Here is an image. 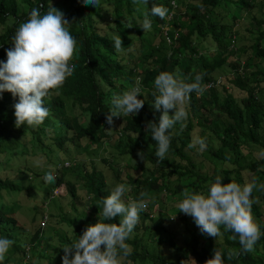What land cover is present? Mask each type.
<instances>
[{"label":"clouds","instance_id":"obj_1","mask_svg":"<svg viewBox=\"0 0 264 264\" xmlns=\"http://www.w3.org/2000/svg\"><path fill=\"white\" fill-rule=\"evenodd\" d=\"M133 2L144 6L141 37L113 35V44L106 47L104 54L103 73L93 75L86 83L85 77L94 72L95 61L84 56L82 71L74 64L76 40L70 30L71 23L62 11L49 5L42 14L43 4L33 7L12 36L14 48L7 50V61L0 62V93L15 104L16 126L27 124L29 127L25 129L24 140L19 141L23 143L22 147L15 146L14 154L0 146V201L6 207L0 217V264H146L138 257L136 260L129 258L133 249L130 238L135 234L133 230L140 213L155 218L160 226L167 225L170 219H176L178 223L181 219L175 215L170 218L169 206L172 205L184 213L183 218L194 229L199 227L201 232L196 233L201 242H211V247L205 243L202 260L189 256L181 264H229L230 260L240 256L241 251L253 253L254 248H259L256 243L262 232L251 213L252 204L256 201L252 193L254 189L264 191V183L258 184L255 178L243 185L223 183L220 172L222 159L210 157L205 152L206 142H211L223 148V156L247 162L242 153L246 149L244 141L235 139L232 150L206 126L215 123L216 129H221L227 124L229 120L216 110L222 101L231 103L230 94L240 99L241 92L229 83L232 75L221 70L212 72L214 81H205L203 74L198 72L191 76L192 82H186L178 73L174 75L165 69L153 77L151 92L144 91L141 82L152 62L148 55L155 48L151 44L158 41L157 36L170 43L164 25L161 34L151 28L150 16L168 19L169 10L153 5L149 11L148 0ZM82 3L107 9L100 0H82ZM137 11L141 8L137 7ZM234 29H237L236 25ZM131 33L136 34L135 31L127 32L130 36ZM206 40L210 41L211 53L202 51L211 57L214 45L209 37ZM227 41H230V48L242 45L239 32ZM240 58L236 72L241 73L245 63L243 51ZM108 70L116 77L124 75L131 79L133 85L124 88L111 79L108 81ZM81 80L83 84L91 85L103 82L102 89L94 93L100 103L98 112L105 111L106 115L101 121L103 133L97 136V140L80 136L79 125L67 114L70 102L64 101L65 115L58 113L56 89L73 88ZM210 87L216 89V98L206 107L199 104L198 99ZM146 102L150 104L143 106ZM199 106L208 110L192 119L190 133H183L182 128L189 123V116L196 115L192 110ZM134 116L141 117L143 134L132 129L129 120ZM121 132L124 137L118 149L113 141ZM27 136L30 138L28 143ZM129 137L138 144L144 142L142 146L150 152L153 161H144L142 152L137 155L131 153L134 143ZM109 148L111 152L106 154ZM174 156L189 168L191 161L202 163L204 167L207 161H217L216 169L214 165L209 167V172H214L216 177L206 193L187 187L176 192L182 197L179 201L171 198L172 191L163 187L168 191L163 189L159 193L160 201L164 202L160 210L157 205H152L150 196L157 191L162 180L143 175V172L149 173L148 168L152 173L162 170L175 172ZM25 158L33 165L23 162L20 166V160ZM119 158H122V164H119ZM12 167H15V172ZM204 167L203 171H206ZM105 168L112 172L108 178L103 174ZM246 175L247 170L241 172L242 179ZM175 177L173 174L172 178ZM140 178L145 184L138 183ZM172 184H177V181ZM164 185H167L166 179ZM128 192L129 196L126 195ZM97 195L100 199L96 198ZM62 200L70 203L76 213H69ZM31 208L36 210L34 216L30 214ZM43 215L44 221L39 220ZM62 216L74 223L67 227L68 222L61 220ZM117 216L119 223L106 222ZM88 218L98 222L89 225L91 221ZM33 225L34 229H29ZM75 225H81V228L70 240ZM221 227L234 233L231 239L235 241L238 237L239 244L224 250ZM175 230H168V238L188 233ZM222 252L228 260L224 261Z\"/></svg>","mask_w":264,"mask_h":264},{"label":"trees","instance_id":"obj_2","mask_svg":"<svg viewBox=\"0 0 264 264\" xmlns=\"http://www.w3.org/2000/svg\"><path fill=\"white\" fill-rule=\"evenodd\" d=\"M100 2L107 9L84 5L82 0H0V62L7 61V50L14 48L12 36L19 24L27 19V13L31 8L43 4L41 9L43 14L51 5L62 11L71 23L70 30L76 40L73 62L77 68L82 71L84 56L95 61L94 72L85 77L84 83L90 81L95 74L101 75L105 69L103 62L106 47L113 44V35L118 34L121 38L141 37L140 24L143 20L144 6L137 5L133 0H100ZM153 5L163 6L169 10L168 19L161 20L158 16H150V20L151 28L155 33L161 34L162 25L166 24L165 33L170 43L167 44L165 38L157 36L158 41L151 44L155 48L148 55L152 58V62L143 76L142 89L147 90L148 93L151 92L153 77L161 69L174 75L178 73L186 82H192L191 76L198 72L203 74L205 81H214L211 74L215 70L231 74L232 78L228 81L241 92L242 97L237 99L230 94L231 103L228 101L220 103L216 111L229 120L221 129H216L215 123H208L206 126L210 129V133L216 135L223 145L229 146L232 150H234L235 139L244 141L246 152L243 149L242 153L247 162L243 163L237 158L223 156V148L211 142H206L205 152L210 157L222 159L220 172L223 183L236 182L243 185L245 182H251L253 178L258 184L264 183V0H148L147 10L150 11ZM137 7H140L141 11H137ZM241 18L249 20L247 25L239 26L247 32L246 35L241 36V42L244 44L241 45L242 48L238 46L230 48V41H227V38L238 35L239 31L234 29V26ZM129 24L132 26L128 27ZM129 31H135L136 34L131 33L130 36L127 34ZM208 37L214 45L211 57L198 48L200 41H205ZM241 51H243L245 63L240 73L236 72V67H240ZM210 58L215 61L209 60ZM108 74L110 77L108 81L111 79L124 88L133 85L132 80L124 75L116 77L110 70ZM102 87L103 82L91 85L83 84L81 80L77 81L73 88L56 89V99L59 103L58 113L65 115L64 101L70 102V108H67L68 117L73 118L79 125L80 136L92 140H97V136L103 133L101 121L106 118L105 111L98 112L100 103L96 101L94 95ZM215 92L214 87L208 88L202 95H199L198 103L209 107L216 98ZM149 104L146 102L143 106ZM14 105L6 95L0 93V146L5 151L12 150L13 154L15 146L22 147L23 143L19 141L24 140L25 129L29 127L27 124L16 126ZM207 110L204 106L192 110V113L196 115L189 116V123L182 128V132L190 133L192 119ZM79 116L81 120H78ZM129 122L132 129L143 134L140 116H134ZM123 137L124 134L121 132L118 139L115 138L113 141L118 149ZM129 138L134 143L130 149L131 153L137 155L138 152H142L144 161L147 163L153 161L150 152L142 146L144 142L138 144L133 137ZM26 140L28 143L30 138L27 136ZM184 141L186 142V135ZM253 148L261 150L263 155L253 156ZM174 157L177 168L175 172L162 170L152 173L149 168L147 169L149 173L143 172V175L148 174L162 180L157 191H153L154 194L150 196V200H153L152 205H157L160 210L164 207V202L159 199V193L164 189L163 187L172 191L171 198L179 201L182 197L176 195V192L187 187L196 192L206 193L208 186L214 182L216 177L214 172H209V167L214 165L216 169L219 164L217 161H207L205 167L202 163L197 164L191 161L189 168ZM203 167L206 171H203ZM244 170L248 171V175L242 179L241 172ZM173 174L176 175L175 178H172ZM165 179L167 180L166 186L164 185ZM175 180L177 184L173 185L172 182ZM138 183L145 184L141 178ZM167 189L164 191L167 192ZM126 195L129 196V192ZM96 198L100 199L99 195ZM252 198L254 201L257 199V202L252 204L251 213L262 232L261 238L256 243V245L259 244V248H254L253 253L241 251L240 256L230 260L229 264H264V217L262 214L264 191L254 189ZM172 207L176 206H169L171 208L170 218L175 215L177 219H181L178 223L176 219L173 221L170 219L167 225L160 226L155 218H150L147 213H140L139 222L133 230L135 234L130 238L131 242L126 240L133 246L129 258L133 257L136 260L138 257L146 264H181L183 259L189 256H194L197 260L204 258L202 250L206 244L211 247V242L208 240H205L206 244L201 242L196 233L201 232L199 227L194 229L183 218L184 213ZM5 209L3 202L0 201V217ZM63 219L68 222L67 227L74 223L65 216H62L61 220ZM90 221L89 225L98 222L94 218ZM106 222L119 223V216ZM80 228L81 225H75V229L71 231L72 236L69 235L70 240L75 238L78 233L75 231H79ZM171 228H175L177 232L188 233H178L167 238L169 252H162L161 248L156 249L154 247L156 243L164 242V238L160 236L161 232H168ZM221 232L224 237V250L234 248L236 244H239L238 237L235 241L231 239L234 233L224 231L223 227H221ZM222 253H224V261L228 260L225 252ZM170 257H175V259L171 260Z\"/></svg>","mask_w":264,"mask_h":264},{"label":"rangeland","instance_id":"obj_3","mask_svg":"<svg viewBox=\"0 0 264 264\" xmlns=\"http://www.w3.org/2000/svg\"><path fill=\"white\" fill-rule=\"evenodd\" d=\"M254 11H256V9H254ZM243 18H244V17H243ZM243 18H241L240 21H239V22L237 23V25H236V28H237L238 31H239V35H241V36H242V35H246L247 32H245L244 29H243V28H240L239 26H240L241 24L247 25L248 22H249L248 18H245V19H243ZM163 29H166V26H165V25L163 26ZM209 43H210V41H208V40H206V41H200V44H199L198 47H199L200 49H202V50L207 51L208 53H211V49L209 48ZM242 44H244V43H242ZM244 151L246 152V149H244ZM110 152H111V148L108 149V151L106 152V154H109ZM262 153H263V152H262L261 150H258L257 148H253V151H252V155H253V156H261ZM23 162L28 163V165H30V166L33 165V164H31V163L28 161V158H25V159L20 160V162H19V163L21 164L20 166L23 165ZM118 162H119V164H122V158H119V159H118ZM11 170H12L13 172L16 171L15 167H12ZM103 174H104V177H105V178H108L109 176L112 175V172H111L108 168H105V169H103ZM39 192H40V191H39ZM40 199H42L41 196H40ZM62 201H63V200H62ZM256 201H257V199H256ZM63 204H64L66 210H67L69 213H76V211L73 210V208H72V206L70 205V203H67V202L63 201ZM44 205H45V203H44ZM78 207H79V205H78ZM41 209H42V208H40L39 210H37V213H39ZM77 209H83V208H77ZM35 213H36V210H34L33 208H31V209H30V214H31V216H34ZM25 214H26V213H25ZM262 214H263V217H264V207H262ZM45 216H46V210H45ZM45 216L43 215L42 217L39 218V220L44 221ZM45 224H48V222L45 221ZM30 226H31V223H30ZM29 229L33 230V229H34V225H33L31 228L29 227ZM59 230H61V231H66L65 229H59ZM160 236L164 238V242H160L159 244H157L156 249H157V248H161L162 252H165V253H166V252L168 251V249H169L168 244H167V242H166V239L168 238L169 233H167V232H163L162 234H160Z\"/></svg>","mask_w":264,"mask_h":264}]
</instances>
